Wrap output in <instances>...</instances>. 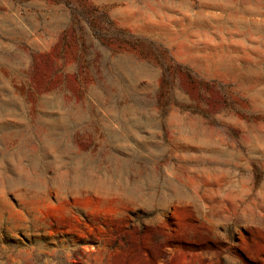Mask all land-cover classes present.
Here are the masks:
<instances>
[{
    "label": "rangeland",
    "instance_id": "1",
    "mask_svg": "<svg viewBox=\"0 0 264 264\" xmlns=\"http://www.w3.org/2000/svg\"><path fill=\"white\" fill-rule=\"evenodd\" d=\"M0 264H264V0H0Z\"/></svg>",
    "mask_w": 264,
    "mask_h": 264
}]
</instances>
